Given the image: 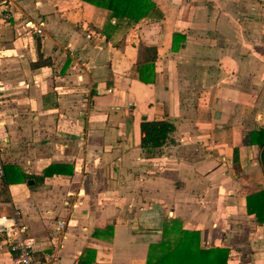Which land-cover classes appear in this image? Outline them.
<instances>
[{"label":"crops","instance_id":"crops-1","mask_svg":"<svg viewBox=\"0 0 264 264\" xmlns=\"http://www.w3.org/2000/svg\"><path fill=\"white\" fill-rule=\"evenodd\" d=\"M151 1L162 17L136 22L83 0L0 3V216L20 210L35 264H146L174 219L227 264H264L246 206L264 190V0ZM144 119L175 127L152 154Z\"/></svg>","mask_w":264,"mask_h":264},{"label":"trees","instance_id":"trees-1","mask_svg":"<svg viewBox=\"0 0 264 264\" xmlns=\"http://www.w3.org/2000/svg\"><path fill=\"white\" fill-rule=\"evenodd\" d=\"M90 4L110 10L122 18L130 21H139L142 18H161L162 14L151 0H83ZM147 65L140 67L139 79L148 82ZM173 122L169 120H147L140 123L142 132L141 147L147 153H155L169 138L174 130ZM264 144V139L262 140ZM262 162L264 165V147L262 149ZM73 169L68 165L51 164L43 171L44 176L53 174L71 175ZM2 179V192L7 184L13 182L4 171ZM252 196V197H250ZM246 202L247 211H253L258 222H263L264 217V190L250 195ZM250 207H253L252 210ZM228 248L211 246L200 247V236L196 231L184 230L178 220L164 222L161 239L149 245L146 264H227Z\"/></svg>","mask_w":264,"mask_h":264},{"label":"built area","instance_id":"built-area-1","mask_svg":"<svg viewBox=\"0 0 264 264\" xmlns=\"http://www.w3.org/2000/svg\"><path fill=\"white\" fill-rule=\"evenodd\" d=\"M6 0H0V3H5ZM43 21H39L33 26L35 33L41 34ZM4 175L3 164L0 162V178ZM20 210L15 209L11 217L6 215L0 216V233H3L4 239L8 246L9 252L13 256L14 264H35L38 262L40 255L34 248V239L28 235V227L20 221ZM66 227L65 219L57 220V229L61 238ZM55 249L58 248V243L52 245ZM58 250V249H57ZM52 253L48 258L57 256Z\"/></svg>","mask_w":264,"mask_h":264},{"label":"water","instance_id":"water-1","mask_svg":"<svg viewBox=\"0 0 264 264\" xmlns=\"http://www.w3.org/2000/svg\"><path fill=\"white\" fill-rule=\"evenodd\" d=\"M29 182H31V181H29Z\"/></svg>","mask_w":264,"mask_h":264}]
</instances>
